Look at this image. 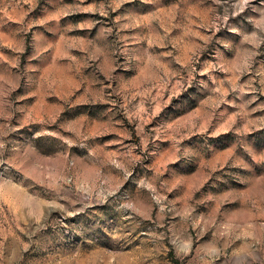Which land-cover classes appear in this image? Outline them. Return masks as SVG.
<instances>
[{
	"label": "rangeland",
	"instance_id": "374dc122",
	"mask_svg": "<svg viewBox=\"0 0 264 264\" xmlns=\"http://www.w3.org/2000/svg\"><path fill=\"white\" fill-rule=\"evenodd\" d=\"M0 264H264V0H0Z\"/></svg>",
	"mask_w": 264,
	"mask_h": 264
}]
</instances>
